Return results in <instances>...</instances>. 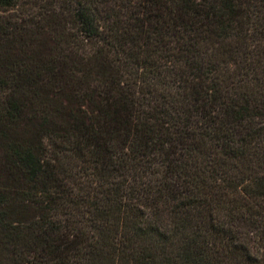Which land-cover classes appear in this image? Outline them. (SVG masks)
<instances>
[{"label":"trees","instance_id":"trees-1","mask_svg":"<svg viewBox=\"0 0 264 264\" xmlns=\"http://www.w3.org/2000/svg\"><path fill=\"white\" fill-rule=\"evenodd\" d=\"M0 264H264V0H0Z\"/></svg>","mask_w":264,"mask_h":264},{"label":"rangeland","instance_id":"rangeland-1","mask_svg":"<svg viewBox=\"0 0 264 264\" xmlns=\"http://www.w3.org/2000/svg\"><path fill=\"white\" fill-rule=\"evenodd\" d=\"M33 31H34V29H33L32 25L28 24V25H26L24 30H21V29L16 30L15 34H18V36H20V37H29L33 33ZM63 53H66V51H64ZM53 58L55 60L60 59V56L58 55L57 51H56V53L54 52Z\"/></svg>","mask_w":264,"mask_h":264}]
</instances>
